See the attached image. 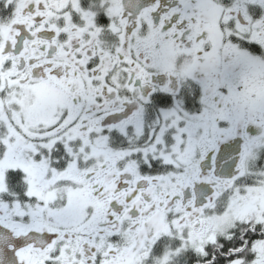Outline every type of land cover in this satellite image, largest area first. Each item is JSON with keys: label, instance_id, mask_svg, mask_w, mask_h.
Wrapping results in <instances>:
<instances>
[{"label": "snow or ice", "instance_id": "snow-or-ice-1", "mask_svg": "<svg viewBox=\"0 0 264 264\" xmlns=\"http://www.w3.org/2000/svg\"><path fill=\"white\" fill-rule=\"evenodd\" d=\"M0 264H264V0H0Z\"/></svg>", "mask_w": 264, "mask_h": 264}]
</instances>
